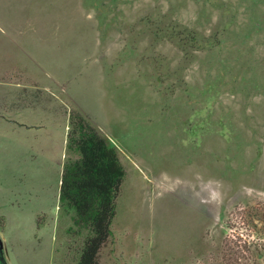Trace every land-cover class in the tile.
<instances>
[{
	"label": "rangeland",
	"instance_id": "1",
	"mask_svg": "<svg viewBox=\"0 0 264 264\" xmlns=\"http://www.w3.org/2000/svg\"><path fill=\"white\" fill-rule=\"evenodd\" d=\"M70 116L125 169L96 264H264V0H0V264L77 262Z\"/></svg>",
	"mask_w": 264,
	"mask_h": 264
},
{
	"label": "trees",
	"instance_id": "2",
	"mask_svg": "<svg viewBox=\"0 0 264 264\" xmlns=\"http://www.w3.org/2000/svg\"><path fill=\"white\" fill-rule=\"evenodd\" d=\"M68 121L67 148L76 151L77 158L63 167L59 200L74 210L73 222L87 230L76 264H96L102 244L111 235L125 169L116 148L95 126L81 117L70 116ZM250 251L253 257L264 253L262 246ZM253 262L258 264L256 259Z\"/></svg>",
	"mask_w": 264,
	"mask_h": 264
},
{
	"label": "flooded vegetation",
	"instance_id": "3",
	"mask_svg": "<svg viewBox=\"0 0 264 264\" xmlns=\"http://www.w3.org/2000/svg\"><path fill=\"white\" fill-rule=\"evenodd\" d=\"M3 246H4L3 241L0 239V249L1 250L3 249Z\"/></svg>",
	"mask_w": 264,
	"mask_h": 264
}]
</instances>
